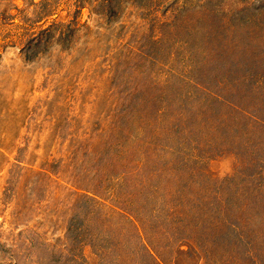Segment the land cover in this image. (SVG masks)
I'll list each match as a JSON object with an SVG mask.
<instances>
[{
	"label": "rangeland",
	"instance_id": "1",
	"mask_svg": "<svg viewBox=\"0 0 264 264\" xmlns=\"http://www.w3.org/2000/svg\"><path fill=\"white\" fill-rule=\"evenodd\" d=\"M0 264H264V0H0Z\"/></svg>",
	"mask_w": 264,
	"mask_h": 264
}]
</instances>
